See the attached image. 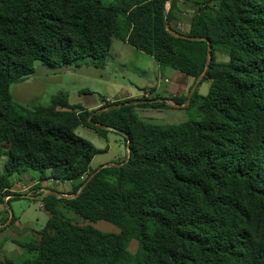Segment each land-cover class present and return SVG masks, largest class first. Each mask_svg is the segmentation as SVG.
Returning a JSON list of instances; mask_svg holds the SVG:
<instances>
[{
	"label": "trees",
	"instance_id": "trees-1",
	"mask_svg": "<svg viewBox=\"0 0 264 264\" xmlns=\"http://www.w3.org/2000/svg\"><path fill=\"white\" fill-rule=\"evenodd\" d=\"M169 1L0 0V205L21 198L13 178L30 172L39 183H72L75 195H48L40 238L16 242L33 258L0 264H264V0H204L180 36ZM113 40L195 82L205 73L199 85L208 81L209 94L196 89L186 107L198 104L202 119L161 125L138 116L136 108H172L166 99L95 111L70 105L66 93L48 107L14 101L12 85L37 63L102 70ZM82 126L105 138L111 130L124 135L127 161L92 171L101 151L76 134ZM86 174L91 179L81 181ZM100 221L119 233L92 225Z\"/></svg>",
	"mask_w": 264,
	"mask_h": 264
},
{
	"label": "rangeland",
	"instance_id": "rangeland-1",
	"mask_svg": "<svg viewBox=\"0 0 264 264\" xmlns=\"http://www.w3.org/2000/svg\"><path fill=\"white\" fill-rule=\"evenodd\" d=\"M198 1L200 3L204 2V0ZM213 5L214 4H211V6ZM177 30V26H175V31ZM113 44L111 57L109 58L107 66L104 70H97L90 63H85L77 68L78 70H74L77 71L75 72L76 74L66 73L59 75L55 73V75L54 73H50L42 78L45 79L43 84H35L33 82L34 76H30L27 80L12 85L11 92L14 93L15 89L18 87L27 89V87L30 88L31 86H34V97H30L29 100L27 99L28 101H26V105L31 106L48 107L51 104L52 98L60 93L68 94L69 100L75 104L93 106L96 102L101 103L102 98L116 99L121 91V86L122 88H129L131 87L132 83L138 84V82L143 81V79L147 81L156 79V77L151 79L149 74H143V71L139 70L144 68L152 69L157 63L153 58L132 50L129 45L124 44L119 40H114ZM218 61L219 63H227L228 58L219 53ZM40 68H44V66L41 63H37V72H39ZM45 68L47 69L48 67L45 66ZM168 71H170L168 72L169 78L175 82L176 76L173 75L175 70L169 68ZM176 73L180 72L176 71ZM58 77H61V79H56ZM200 78L197 81L200 82L202 80H200ZM209 91L210 83L208 81H203L202 84H200L197 88V93L201 96H207ZM176 107L178 106L173 103L172 108L163 109L161 114L150 112L148 116L155 119H144V121L161 125H177L185 123L189 120L200 121L202 119V114L199 111L198 104L196 103L188 109H180ZM140 116L143 117V114L140 113ZM81 130L84 131L83 129ZM109 142L111 143L112 151L108 158L117 156L122 157L125 155L126 146L123 136H111V140ZM101 144L107 145L106 142H101ZM5 162L6 157H3L0 160V175L3 173ZM21 181L25 184H27L28 181L33 183L39 182L38 175L34 172H30L22 178L15 176L13 178V188L16 192H13V194L20 195L21 198L18 200H13L9 207L3 208L1 210L2 215L5 216V222L10 221L9 217L14 214L16 220L22 218L23 222L26 223L27 227L29 228V230L24 232L18 230L13 224L2 236L7 240V242H9V244H4V247L2 246V253L0 252V257L15 261L32 259L33 255L24 251L19 246L12 244V239L26 241L31 238H35L38 231L46 226L50 216L46 209H42L40 207L43 200H32L28 197L27 192L21 193V190L23 189V186L20 184ZM33 189L35 191L41 189V184H35ZM61 210L67 219L79 224L84 223L82 218H80L75 213L64 209V206H61ZM92 225L104 233H119V229L116 226L104 221H100ZM39 238L40 235H37L36 239ZM138 249V242L135 240L132 241L129 246V251L133 254H136Z\"/></svg>",
	"mask_w": 264,
	"mask_h": 264
},
{
	"label": "crops",
	"instance_id": "crops-1",
	"mask_svg": "<svg viewBox=\"0 0 264 264\" xmlns=\"http://www.w3.org/2000/svg\"><path fill=\"white\" fill-rule=\"evenodd\" d=\"M172 1L173 0H170L167 3V11H170V9H171V2ZM175 1H176V5L172 11V15L174 18L172 20L171 26H172L173 30H175V26H177V29H178L176 31L177 33L187 34L190 32L193 17L196 15L199 8L201 7V5L199 4L200 2L198 0H175ZM113 42H114V40H113ZM123 43L129 45L126 42H123ZM113 45L114 44L112 43V49H111L109 58L111 57V54H112ZM132 50L143 53V52L138 51L134 48H132ZM143 54H145V53H143ZM146 56H148V55H146ZM149 57L153 58L151 56H149ZM153 59L157 63H156V65L153 66L152 69L144 68V69H139V70L143 71L142 72L143 74L144 73L149 74L151 76V79L156 77L155 80L147 81V80L143 79V81L138 82V84L132 83L131 87H129V88H122V86H121V91H120V93L116 99L102 98L101 103L96 102L93 106H84V104H82V105L81 104H75L69 100L70 105H72V106L79 105V106H82L87 111H95V110L102 108L106 104H113L116 102H123L126 100L143 99L144 94H148L149 99H159L160 101L163 99H166L167 104H169L171 106L174 103L173 101H171L172 99H175V98L180 99V98H184V97H188V99H189L190 94H191V92H192V90L196 84H197V88H198L199 81L195 82V80L193 78H190V77H188L182 73H176V70H175V73H173V75L176 76V80H175V82H173V80L170 79L169 75H168V72H170V71H168L169 68H163L155 58H153ZM108 61H109V59H108ZM104 69H102V70H104ZM170 69H172V68H170ZM74 70H78V69H73L71 67L58 68V69H50V68L46 69L44 66V68L39 69V72H37V70H36V72L32 75V76H34L33 82L35 84L36 83H42L43 84V82H45V79H42V78H44V76H47L50 73H54V74L57 73L59 75L66 74V73L76 74L75 72H77V71H74ZM97 70H101V69H97ZM172 70H174V69H172ZM56 79H61V77H58ZM35 84H32V85H35ZM34 90H35L34 86H31L30 88L27 87V89L22 88V87L21 88L18 87L15 89L14 93H12V92L11 93H12L14 101H16L17 103H19L25 107H28V108H34L37 106L26 105V101H28L30 97H34V95H35ZM68 98H69V95H68ZM188 104H189V100H187L183 106L176 107V108L185 109ZM41 107H43V106H41ZM161 111H163V109L136 108V112L142 120H144V119L154 120L155 118L148 116L150 114V112H155L156 114H161L162 113ZM140 113L143 114V117L140 116ZM144 117H146V118H144ZM81 129H83L84 131H82ZM76 134L78 136L88 140L89 142H91L98 150L101 151L93 159V161L91 163V170L92 171H98V170L102 169L103 167L116 166L119 164H124L127 161V159H128V152H127L128 143H127L124 135H122L116 131L111 130L108 133L107 137L105 138V137L100 136L94 130L83 127V126L79 127L76 130ZM111 136H123V138L125 139L126 153L122 157L117 156V157H113V158H108V156H110L111 151H112V146H111V143L109 142L111 140ZM101 142H106L107 145H103V144H101ZM31 180H32V177H31ZM22 183H24V182H22V181L20 182L21 186H23L21 193H23V192L26 193L28 190L35 191L33 189V186L35 184H41V187L42 186L45 187L44 184L46 183V181L40 182V183L39 182L33 183V182H29V181L27 184H25V183L22 184ZM48 187H49V191H48L47 195H42L45 198L52 193L60 194L61 192H65V193H69V194H65V195H72L73 194V187H72L71 183H69L65 186H52L51 185ZM11 191L14 193L16 192L14 190V188ZM12 197H14V196L6 197L5 203L0 205V229L2 230V232H0V252L2 251V249H1L2 246L4 247V244H9V242H7V240L2 237L7 232L9 227H11L14 224V226L18 230H21L24 232L29 230L26 223L23 222L22 218L16 220V217L14 214H12V216L9 217L10 221L5 222V216L2 215L1 210L3 208L9 207L10 203L13 201V200H10ZM66 198H68V197H66ZM68 199H71V198H68ZM44 203L45 202L43 201L41 206H40L42 209H46V207H42V205ZM49 219H50V216H49ZM45 227L38 231V233L36 234V237L45 229ZM34 232H37V231H34ZM17 241H21V240L12 239L11 242H12V244L18 246L16 244ZM26 241H28V240H26ZM1 259H8V258H1ZM9 260H12V259H9Z\"/></svg>",
	"mask_w": 264,
	"mask_h": 264
},
{
	"label": "built area",
	"instance_id": "built-area-1",
	"mask_svg": "<svg viewBox=\"0 0 264 264\" xmlns=\"http://www.w3.org/2000/svg\"><path fill=\"white\" fill-rule=\"evenodd\" d=\"M143 97L145 99H149V95L148 94H144ZM128 152V158H129V149L127 150ZM91 179V177H89L88 174L82 176L81 178V181L83 182H86V181H89ZM70 182L68 181H62V180H57V179H50L47 181V183L45 184V187H41V189H39L38 191H30L28 190L27 193H28V197L32 200H35V199H41L44 201V198L42 195H47L48 191H49V187L48 186H65L67 184H69ZM72 184V183H71ZM65 194H69V193H65V192H61L60 195L61 197H68V198H75V195H65ZM27 197V198H28ZM42 207H45V203L42 205Z\"/></svg>",
	"mask_w": 264,
	"mask_h": 264
},
{
	"label": "water",
	"instance_id": "water-1",
	"mask_svg": "<svg viewBox=\"0 0 264 264\" xmlns=\"http://www.w3.org/2000/svg\"><path fill=\"white\" fill-rule=\"evenodd\" d=\"M176 36H180V34H175ZM205 76V73L202 75V77L200 78V80L203 78ZM196 88H197V84L195 85V87L193 88V90H192V92H191V94H190V97H189V102L192 100V97H193V94H194V91L196 90ZM116 107H119V106H116ZM53 195H56V196H59V197H61V195L60 194H57V193H52Z\"/></svg>",
	"mask_w": 264,
	"mask_h": 264
}]
</instances>
